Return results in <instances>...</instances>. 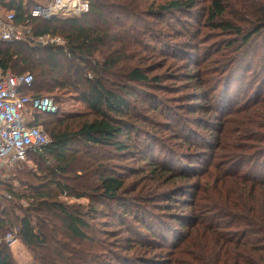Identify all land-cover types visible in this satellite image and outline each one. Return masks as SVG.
<instances>
[{
  "label": "trees",
  "instance_id": "obj_1",
  "mask_svg": "<svg viewBox=\"0 0 264 264\" xmlns=\"http://www.w3.org/2000/svg\"><path fill=\"white\" fill-rule=\"evenodd\" d=\"M87 1L89 12L80 18L65 21L59 18L50 21L29 19L28 24L35 35L49 33L60 36L64 45L0 43V70L12 74L30 73L33 76L34 87L23 90L24 94L53 99L43 93H73L86 107V112L81 113H59L57 108L56 113L35 114L34 125L43 126L50 141L41 148L28 151L25 161L19 164L24 167L25 179H37L40 176L32 173L28 164L34 165L38 159L45 164L43 175L47 182L38 184L35 189L33 186L34 192L31 194L20 193L12 188H3L4 194H0L1 200L9 197L11 200L17 198L29 202L28 209L19 219L22 243L33 249H49V237L53 243H61L56 235L89 242L88 232L93 230L94 218L104 208L108 212L112 210V205L105 204L107 201L115 202L114 206L127 207L129 198L122 196L126 189L125 180L110 162H106L110 158H88L85 152L76 147L80 144L82 148L95 150L100 155L104 150L112 156L127 157L130 154L135 157L137 154L146 165L137 174L148 170L149 179L155 181L156 185L160 183L165 187L169 184L159 193L155 189L141 190L143 194L140 199L143 200H138L140 204L136 205L137 210L131 216L150 236L131 239L134 242L129 248L144 242L153 251L169 249L165 254L169 261L164 259L165 262H160L157 259L161 255L159 252H153L148 258L131 254V260L140 259V264H264L263 86L257 87L250 105L239 107L227 116L217 115L215 119L219 123L214 124L217 133L213 142L200 144L206 149L211 148L209 162L204 168L193 170L189 164L181 162L176 165V160L153 148L149 151L136 147L135 151H131L132 144L139 140L140 131L129 100L136 95L129 86L132 83L149 85L151 82L156 85L159 77H149L142 68L127 66L121 77L124 84L110 80L109 76H117L115 69L121 58L120 50L112 46L111 40L115 37L110 27H105L107 21L113 22L106 18L104 13L107 8L104 4L98 5L97 0ZM151 1L160 2L157 6L160 13H186L196 6V0ZM204 8L206 15L204 21L198 24L197 37L202 29L208 28L240 37L244 46L255 35L264 32V0H207ZM229 8H233L234 12L229 14ZM113 10L118 11L117 8ZM226 15H230L228 20H225ZM233 44L230 43L228 47ZM121 45H125L123 40L119 42L118 48ZM212 54L206 53L193 60L197 74L187 75L194 88L190 100L201 99L207 103L190 102L182 108L187 109L188 115L206 111L205 114L201 113L200 118L195 116L185 119L187 122L197 118L200 121L207 120L206 115L215 111L213 102L217 103L219 90L209 83L216 78L205 79L202 72V69H210ZM188 63L187 67L190 66ZM249 71L247 69L245 72ZM35 77L38 82H35ZM233 80L228 82L224 91L229 92ZM53 101L56 105L55 99ZM157 107L158 104L151 108L153 113L179 126L177 137L187 139L188 146H192L193 136L183 132L186 129L179 116L163 112L161 107ZM155 123L159 122L156 120ZM165 123L168 128V122ZM197 137L202 139V136ZM83 158H86L85 163L81 161ZM77 161L80 169L72 174ZM252 161H256V164H249ZM245 163L247 168H244ZM123 168L132 174L133 169L127 166ZM83 170L87 171L85 173L89 178L86 183L81 182ZM68 176L72 177V184L57 179L65 177L66 180ZM179 193L189 198H177ZM62 197H73L75 200L86 198L89 200L87 208L83 211L80 205L67 204ZM161 202L164 203L159 204ZM176 205L188 210L182 213L154 212ZM10 212L1 206L0 229L11 225ZM30 212L43 215L36 216L37 225L33 224ZM54 219L59 220L61 225L56 224ZM46 223L47 228L44 230ZM60 248H63L62 244ZM60 248L56 247L59 250H55V255H40V262L44 258L48 264H57L58 257L65 264L64 253ZM0 264H14L7 247L3 245H0Z\"/></svg>",
  "mask_w": 264,
  "mask_h": 264
},
{
  "label": "rangeland",
  "instance_id": "obj_2",
  "mask_svg": "<svg viewBox=\"0 0 264 264\" xmlns=\"http://www.w3.org/2000/svg\"><path fill=\"white\" fill-rule=\"evenodd\" d=\"M97 3L98 5L104 4V7L107 8L104 14L113 24L107 21L105 27H110L111 34L115 37V39L111 40L112 46L120 50L121 58L119 65L115 69L117 76H109L110 80H116L121 84L123 82L121 77L127 66L142 68L144 72H148L149 77H159V83L156 85L151 82L149 85L132 83L129 86L131 92L136 95L134 99L129 100L134 108L133 111L136 113L135 122L140 131L139 140L132 144L131 151H135L136 147H143L149 151L151 150L150 148H153L160 154L176 160V165L181 162V164H189L193 170L204 168L209 162L211 148L206 149L200 144L205 145L204 142H213L217 133L214 124L219 123V120L215 119L217 115L220 117L227 116L239 107L250 105L253 103V96L257 87L263 86L264 90V32L255 35L250 43H246L244 46L241 44L240 37L208 28L202 29V32L197 37L198 24L205 19L206 8L204 7L207 4V0H196V6L186 13H160L157 8L160 2L151 0H97ZM115 8L118 11L113 10ZM233 12L234 9L229 8L228 13L231 14ZM228 16L230 15H226L225 20H228ZM122 40L125 45H121L118 48L119 42ZM235 40L238 41L235 42ZM232 42H234L232 47H228ZM61 43V45H64V40ZM206 53H213L210 58V69L212 71L210 72V69H202V72L205 79L216 78L211 80L209 85L215 86V88L217 86L219 100L217 99L216 104L213 102L215 111L206 115L207 120L200 121L201 113L205 114L206 111L188 115L187 109L184 110L182 108L186 107L190 102L207 104L206 101L201 99L190 100V93L194 88L192 87L193 84L187 79L189 73L194 75L197 70V67L192 63L193 60L201 58ZM188 62H190L189 67H187ZM202 68H204V65H202ZM247 69L250 70L248 73L245 72ZM231 79L235 80L231 83L229 92L224 91L225 86L229 84L228 82ZM35 82H38L37 77H35ZM33 87L32 84L31 88ZM35 90H37L36 86ZM43 94L55 99L59 113L86 112L85 105L73 93L53 91L52 94ZM215 94L216 92H214ZM157 104L159 105L157 108L161 107L163 112H170L171 115L179 116L183 128L186 129L183 132L193 136V140H191L193 142L192 146H188L187 139L177 137V132H180L179 126L173 125L172 121L153 113L151 108ZM31 115V112H25L28 120L31 119ZM195 116H199V118L192 119L190 122L185 120ZM40 119L42 120V117ZM151 120H153V123ZM156 120L159 123H155ZM165 122H168V128ZM41 128L44 130L43 126ZM197 136H202V139ZM76 147L78 150L85 152V156L88 158L91 156H96L101 160L110 158L106 162H110L112 168L125 180L126 189L122 196L123 198H129L126 203L127 207L114 206L115 202L107 201L105 204L112 205V210L108 212L104 208V211L94 218L92 221L93 230L88 232L91 240L89 242L70 239L67 236L62 238L56 235V239L61 242L60 244L53 243L49 237L48 244L51 248L40 247L33 249L22 243L19 237V219L28 209L29 202L26 199L19 200L15 198L11 200L9 197L0 199L1 206L7 212L11 211L9 219L11 225L6 229H0V245L7 247L12 262L14 264H48L44 258V261L40 262L39 256L44 253H53L55 255V250H59L56 247L60 248L61 244L63 248H60V251L64 253L65 264H140V259L133 261L129 256L134 254L148 258L153 252L161 254L157 257L158 260H161L160 262L169 261V258L165 256L169 249L153 251V248L144 242L142 245L137 243L129 249L134 242L131 239L137 240L150 236L134 222L133 215L131 216L137 210L136 205L140 204L138 200H143L140 199L143 194L141 190L149 191L155 189L159 193L160 190H164L169 184H166L165 187L160 183L156 185L155 181L149 179L148 170L137 174L139 170L145 169L146 165L144 160L136 153L135 157L130 154L127 157H121L112 156L111 153H107V150H104L100 155L95 150L82 148L80 144H77ZM81 161L85 163L86 158ZM35 162L36 164L34 165H28L31 166L32 173L40 177H37V179L31 177L25 179L23 177L24 167L21 164L16 165L14 168L4 172L5 175L1 179L3 183L0 184V194H4L3 188H12L20 193L27 192L31 194L34 192L35 186H39L38 184L42 182H47L43 175L46 170L45 164L38 159ZM249 164L254 165L256 161H252ZM123 166L133 169L132 174L129 173L128 169H124ZM244 168H247V163L244 164ZM79 169L80 166L77 161L73 167L74 171L72 174H76ZM85 172L87 171L83 170L84 177L81 180L83 183L89 181ZM64 178L57 179L72 184L71 176L66 177V180ZM154 184L158 189L154 187ZM33 186L34 189L32 188ZM177 198L184 199L189 197L179 193ZM62 200L67 204L80 205L83 211L86 210V205L89 201L86 198L75 200L73 197L70 199L63 198ZM180 206L176 205L163 210L156 209L154 212L182 213L188 210V208ZM125 210L128 212L125 213ZM138 212L141 213V210H138ZM36 216L41 217L43 215L30 212L34 225L35 223L36 225L38 224V217ZM54 221L59 226L61 225L59 220L54 219ZM42 222L43 219L41 218ZM171 224L177 228L174 223ZM43 228L46 230L47 223ZM56 259L57 264H64L60 258L56 257Z\"/></svg>",
  "mask_w": 264,
  "mask_h": 264
},
{
  "label": "built area",
  "instance_id": "obj_3",
  "mask_svg": "<svg viewBox=\"0 0 264 264\" xmlns=\"http://www.w3.org/2000/svg\"><path fill=\"white\" fill-rule=\"evenodd\" d=\"M89 12L87 0H0V43L61 45L60 36L35 35L29 19L50 21L80 18ZM20 17V19H19ZM30 73L12 74L0 70V180L5 171L25 161L28 151L41 148L50 139L41 126L34 125L35 114L57 112L52 98L31 96L23 90L31 87ZM25 112H31L28 120ZM1 211V205H0Z\"/></svg>",
  "mask_w": 264,
  "mask_h": 264
}]
</instances>
